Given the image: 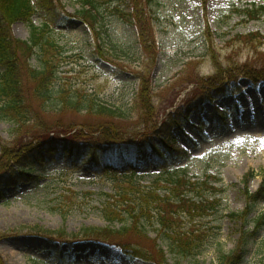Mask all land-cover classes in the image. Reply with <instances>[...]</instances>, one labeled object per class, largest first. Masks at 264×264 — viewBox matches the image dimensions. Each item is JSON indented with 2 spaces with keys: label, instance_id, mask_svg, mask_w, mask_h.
I'll use <instances>...</instances> for the list:
<instances>
[{
  "label": "rangeland",
  "instance_id": "obj_1",
  "mask_svg": "<svg viewBox=\"0 0 264 264\" xmlns=\"http://www.w3.org/2000/svg\"><path fill=\"white\" fill-rule=\"evenodd\" d=\"M61 1L71 18L52 25L48 34L60 46L53 50L58 65L53 80L55 100L81 94L85 104L104 103L118 113L112 117L97 109L65 106L42 111L40 100L33 98L26 106L39 114L22 121L23 132L0 120V163H4L3 170L8 167L1 174L9 177L12 173L5 181L0 178L3 263L157 264L130 258L116 246L81 240L85 227H119L106 221L96 207L107 199L102 192H112L122 183L102 178L88 166L73 169L59 162L9 184V179L19 176L18 166L9 169L12 163L7 165L2 152L26 132L50 138L106 132L135 147L153 139L166 155L172 145L186 150V157L170 164L167 172L171 175L186 174L195 181L208 175L221 179L213 184L221 190L206 194L210 201L217 199V208L201 213L194 221L177 218L186 230L194 227L203 233L200 254L184 257L171 253L161 238L154 241L160 234L148 226V236L132 234L129 239L147 249L150 258L153 254L161 258L162 248L168 264H223V257L244 237L247 246L242 264H264V224L259 228L256 224L264 214V201L253 204L246 225L245 220L229 216L246 211L250 202L246 187L255 193L264 180V119L252 124L244 116L247 99L257 104L251 112L264 115V16L245 22L241 16L229 18L225 12L233 4H264V0H208L206 4L204 0H100L96 22L81 18L83 0ZM118 4L127 16L114 11ZM32 21L40 26L42 12ZM12 30L16 37L30 39L32 29L27 22H14ZM31 63L39 67L40 58L33 57ZM204 91L220 96L205 102L200 114L192 105ZM218 111L225 116L221 118ZM185 114H189L188 123L183 120ZM172 118L180 120L184 132ZM166 131L172 133L169 144L162 141ZM136 158L144 185L158 181L159 186H166V174H160L158 163L141 170V159ZM249 172L254 176L249 174L247 186ZM87 190L96 193L81 192ZM34 227L58 231L54 239L59 242L76 243L68 249L35 234Z\"/></svg>",
  "mask_w": 264,
  "mask_h": 264
},
{
  "label": "trees",
  "instance_id": "obj_2",
  "mask_svg": "<svg viewBox=\"0 0 264 264\" xmlns=\"http://www.w3.org/2000/svg\"><path fill=\"white\" fill-rule=\"evenodd\" d=\"M35 1L36 3L34 0H0V120L12 124L18 133L23 132L26 128L22 126V121L33 119L39 114L37 109L26 106L33 98L40 100L38 102L42 111H47L52 107L65 106L78 110L82 108L97 109L98 113L115 116L118 113L116 109L107 107L104 103H95V101L87 105L81 94L62 96L60 102L57 101L58 99L55 100L53 80L57 76L58 65L54 61L56 54H53V50L59 49L60 46L55 39L51 36L48 37V34L52 25L57 26L68 22L71 14L65 10L61 0ZM99 1L83 0L84 8L79 13L84 18H81L86 22H96ZM153 1L149 0V2ZM206 2L207 0H204L205 4ZM120 6L118 4L114 7V11L122 16H127L129 13L124 12ZM39 12H42L44 21L41 26H36L32 17ZM225 12L229 18L239 15L242 16L243 21L250 22L264 16V5L256 2L245 3L243 7L231 5ZM18 20L27 22L31 26L29 41L16 38L13 35L12 24ZM37 56L40 58L39 67L31 63V59ZM217 96L220 95H210L209 91L201 92L194 99L193 105L199 109L205 101L215 99ZM184 118L186 119L187 115ZM81 133L72 134L68 138L51 139L49 136L39 137L26 132L12 146L4 148L2 154L7 165L8 162L12 163L9 165V169L18 166L20 173L26 176H30L40 168H46L45 165L51 162L63 160L71 168L88 165L90 170L98 172L101 177L122 183L114 186L112 192H102L107 199L96 207L105 220L119 224V228L85 227L80 233V236H83L81 240L117 245L130 258L168 264L164 249L160 248L161 258L154 254L150 258L147 249L135 245L129 239L132 234L148 236L150 230L147 227L150 226L157 232V235L160 234L154 241L157 243V240L161 238L169 245L171 253L177 256L197 257L205 241L203 233L200 230H194V227L186 230V227L177 218L184 216L194 221L197 216H202L201 213L204 214L208 210L217 208V199L210 201L206 197L208 192L216 194L221 190L212 184V180H210L212 176L208 175L202 181H195L185 174L186 171H184L185 175L169 174L167 169L170 164L176 158L186 156V151L169 149L168 157L165 158L164 153L156 147V143L150 141L151 148L157 153L154 156V161L158 162V167L162 170L160 174H166L164 176L167 180L165 179V187L162 185L160 187L158 181H155L151 186L144 185L140 180V173L135 170L128 171L133 166L128 162L124 151L115 150L116 145L123 146L121 143L125 140H118L106 132L86 137ZM143 149L145 151H142ZM143 149H140V153L145 157L147 145H144ZM144 161L146 166H150L149 159ZM3 164L0 163V174L8 169L7 167L3 170ZM122 166L125 167L122 169ZM249 174L254 176L253 172L246 175L245 184L247 186ZM261 174L264 178V172ZM213 178L215 182L221 181L219 177ZM81 192L84 194L96 193L93 190ZM189 194H193V196L190 197ZM246 194L250 201L246 211L240 215L236 213L229 215L245 220L244 224L249 222L248 216L254 209L253 204L261 200L264 201V180L255 193L246 187ZM199 200H203V204ZM258 218L256 224L259 228L264 224V214ZM193 221L191 222L193 223ZM32 230L36 232L35 234L56 244L64 245L68 249H72L76 243V240L57 241L54 238L58 236L54 235L58 234V231L46 230L42 227H34ZM76 235L73 238H76ZM246 246L247 239L243 237L239 240L237 248L231 254L225 255L221 262L223 264H242ZM0 264H4L1 257Z\"/></svg>",
  "mask_w": 264,
  "mask_h": 264
},
{
  "label": "bare ground",
  "instance_id": "obj_3",
  "mask_svg": "<svg viewBox=\"0 0 264 264\" xmlns=\"http://www.w3.org/2000/svg\"><path fill=\"white\" fill-rule=\"evenodd\" d=\"M15 34L16 35H18V33L17 32H15ZM247 101H248V103L246 104L247 105V107L245 108V110H249V109H253V108H256V106H257V104L256 103H252V101L251 100H248L247 99ZM253 113V115H254V117L252 118L251 117V113L250 112H246L245 113V118L247 119L246 121H248L249 123H260L259 122V120H261V118H259V113L257 112V111H254V112H252ZM263 119V118H262Z\"/></svg>",
  "mask_w": 264,
  "mask_h": 264
}]
</instances>
